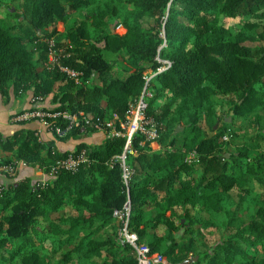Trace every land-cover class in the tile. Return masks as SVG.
Wrapping results in <instances>:
<instances>
[{"label": "trees", "instance_id": "obj_1", "mask_svg": "<svg viewBox=\"0 0 264 264\" xmlns=\"http://www.w3.org/2000/svg\"><path fill=\"white\" fill-rule=\"evenodd\" d=\"M5 1L0 12L18 22L0 20V102L29 96L28 111L93 125L59 138L68 122L49 119L51 140L27 122L0 132V167L16 171L0 173L11 178L0 182V264H138L118 242L114 213L128 201L130 231L168 264H264V0H28L29 21ZM50 40L81 83L49 64ZM142 97L160 150L134 136L126 185V139L82 136L99 133L97 119L120 129ZM64 140L74 148L61 150Z\"/></svg>", "mask_w": 264, "mask_h": 264}, {"label": "built area", "instance_id": "obj_2", "mask_svg": "<svg viewBox=\"0 0 264 264\" xmlns=\"http://www.w3.org/2000/svg\"><path fill=\"white\" fill-rule=\"evenodd\" d=\"M49 56L48 61L50 65H58L60 70L65 73L69 79L74 80L76 83H81L83 74L68 67L60 66L59 57L63 53L62 49H58L54 40L48 41ZM161 70V69H160ZM148 81L150 80L147 79ZM150 96V94H147ZM142 97L136 104L131 105L127 114V122L120 123V129L116 127L115 119H97L95 122V128L98 132L107 133L108 136H117L126 139L125 149L122 155L117 157V161L120 163L123 171V181L126 185L129 184L130 168L127 165V155L131 153L132 141L136 134H142L146 137V140L154 143L157 141L158 132L155 127H151L147 130L146 126L150 123L145 120V101ZM62 118L68 122L65 128L56 127L54 129L55 134L59 138H65L74 127H81L80 132L82 134L87 133V127L92 126L93 123L84 115H70L69 113L62 112H48L42 110L24 111L19 114H15L12 117V122L17 124L21 122L36 121L41 126L48 128L49 119ZM86 161L84 153L79 159H69L61 163L63 167L68 169L75 168L81 162ZM16 171L12 167H0V173L14 174ZM114 216L118 218L121 228L118 233V242L121 245H128L134 252L138 264H168V262L160 255H153L149 247L140 242L138 235L135 232H131L129 229L130 217H131V205L128 201L122 210L116 211Z\"/></svg>", "mask_w": 264, "mask_h": 264}, {"label": "rangeland", "instance_id": "obj_3", "mask_svg": "<svg viewBox=\"0 0 264 264\" xmlns=\"http://www.w3.org/2000/svg\"><path fill=\"white\" fill-rule=\"evenodd\" d=\"M24 1H28V0H6L5 1V6L7 7V9L8 8H11V11L13 12V13H15L16 11L19 13V14H21L22 16H23V18H21V20L23 21V19H26L27 21H29L30 20V18H31V15H30V12H27L24 8H23V2ZM78 16V15H77ZM8 18V10H3V11H1L0 12V20H2L5 24H9V25H16L17 24V22H18V19L17 18H12V19H7ZM57 29L61 32V34L63 35L64 33H65V31H66V29H67V26L65 25V24H63V23H61V22H59V23H57ZM125 32H126V30L124 29H120V28H118L117 29V32L116 33H118L119 35H121V34H125ZM248 45H250V46H254L253 44H248ZM115 56L114 55H112V54H109V58H114ZM22 101H23V105L20 107V108H26V110L25 111H28L27 109H30V106H32L31 104H30V98H29V101L27 100V97L26 98H24V99H22ZM41 103H42V105H49L48 104V100L47 101H40ZM38 104H40V103H38ZM37 106H41V105H37ZM19 108V109H20ZM35 122L36 121H32V122H28V126L30 127V126H33L34 124H35ZM247 122H248V120H246V121H243V125L245 126L246 124H247ZM43 128H45V129H47L46 127H44V126H42ZM16 127L14 126L13 128H12V130L13 129H15ZM217 128V127H216ZM183 131V130H182ZM181 131V132H182ZM44 132V131H43ZM44 137L46 138V137H54L53 136V134H47V133H45L44 134ZM82 139H85V140H87L88 142H89V140L91 139V140H93V143H94V141L96 142V143H100L103 139H104V135H103V133H93V134H91V135H86V136H82ZM59 143H61L60 145H62L61 147L63 148V149H73L74 148V145H75V143H74V141H59ZM181 145V141H180V143L178 144V146H180ZM239 145H241L240 144V142H236V143H234L233 144V146L231 147V150L232 151H235V149H236V147H238ZM18 173H19V175H22V176H26V175H34V171L33 170H31V169H29V168H22L21 167V169L19 168V170H18ZM8 175H10L11 177L13 176V175H15V173L14 174H8ZM7 174H0V181H5V182H8V181H10L11 180V178L8 176ZM35 175H37V176H40V177H44V175L41 173V172H38V173H36ZM13 178V177H12ZM152 215L154 214V212L153 213H151ZM217 229H215L214 231H216ZM212 231V230H211ZM212 233H214V232H212ZM210 234L209 236H208V240H209V242H214L215 240H217L218 239V236L217 235H214V234ZM16 264H22V262H21V260L19 259L17 262H16Z\"/></svg>", "mask_w": 264, "mask_h": 264}, {"label": "crops", "instance_id": "obj_4", "mask_svg": "<svg viewBox=\"0 0 264 264\" xmlns=\"http://www.w3.org/2000/svg\"><path fill=\"white\" fill-rule=\"evenodd\" d=\"M120 29L124 30L123 27H120ZM121 35H124V34H121ZM27 100L29 101V96L27 97ZM22 105H23V101L21 99L12 100L8 104L5 103L4 101L0 102V132L1 133H3L4 135H9V134L13 133L18 128V125L12 122V117H13V115H15L17 113L26 110V108H20ZM30 108H31V106H30ZM14 126L16 128L12 130V128ZM27 127H29V126L27 125ZM29 128L38 130L40 137L43 140L54 139V137H46V138L44 137L45 133H47V134H52V133H50L48 129L43 128L38 122H35V124L33 126H30ZM89 143H93V140L90 139ZM94 143H96V142L94 141ZM57 144L61 150H69V149H63L61 147L62 145H60L61 143L57 142ZM151 146H152L154 151L160 150V146L157 142L152 143ZM20 176L23 177L22 175H19V177ZM0 182L9 183L10 181H8V182L0 181Z\"/></svg>", "mask_w": 264, "mask_h": 264}, {"label": "water", "instance_id": "obj_5", "mask_svg": "<svg viewBox=\"0 0 264 264\" xmlns=\"http://www.w3.org/2000/svg\"><path fill=\"white\" fill-rule=\"evenodd\" d=\"M231 121V119L230 118H228L227 119V122H230ZM183 129L181 128V127H179L178 129H177V131H176V134L177 133H179V132H181ZM195 260H197V259H195ZM190 263V260H187V261H184V262H182V263H179V264H189Z\"/></svg>", "mask_w": 264, "mask_h": 264}]
</instances>
